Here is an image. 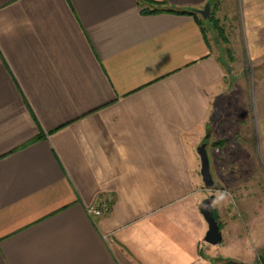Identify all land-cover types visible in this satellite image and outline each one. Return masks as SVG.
<instances>
[{
  "label": "crops",
  "instance_id": "crops-1",
  "mask_svg": "<svg viewBox=\"0 0 264 264\" xmlns=\"http://www.w3.org/2000/svg\"><path fill=\"white\" fill-rule=\"evenodd\" d=\"M143 6L0 0V264H261L264 235L225 197L222 240L205 241L198 147L206 135L221 192L241 187L243 160L264 172V0H236L231 58L199 11Z\"/></svg>",
  "mask_w": 264,
  "mask_h": 264
},
{
  "label": "rangeland",
  "instance_id": "rangeland-1",
  "mask_svg": "<svg viewBox=\"0 0 264 264\" xmlns=\"http://www.w3.org/2000/svg\"><path fill=\"white\" fill-rule=\"evenodd\" d=\"M235 7L236 0H215L211 6L212 13H210V16L213 14L214 18L216 17L215 19L219 22V26L222 27L225 32V36L228 39L227 43L224 42L222 37L218 35L217 31L213 28V25L210 22L204 21V24L208 28V32L212 37V41L214 40L216 42V44H213L216 52L218 53L220 51L223 55L230 58L234 56L236 45L231 43L232 34H237V40H239L242 36L241 20L239 14L236 13ZM199 17L202 20L205 19L201 14H199ZM241 49L242 48H240L239 51H241ZM231 125L234 126L235 124L231 123ZM250 151V146H243L241 153L244 155V159L246 156L250 155ZM241 163L243 176L241 178L237 177V179L241 181V187H238L236 190L235 188H232V191L226 190L227 192H221L217 188H212V190L206 191V185L204 183L205 199L211 195H215L216 197H225L226 208L236 210L241 214L243 220L247 222L243 224L244 232L252 229L254 230L253 233L258 232V235H264V172L261 170L262 166L260 165L258 166L259 170H257L254 158L252 160H243ZM217 179L218 178H216V180ZM251 217L253 220L252 222H254L256 220L255 217H257L259 221L258 224H249ZM257 259L260 263H264V251L259 253ZM222 262L223 261L219 259L216 264H221Z\"/></svg>",
  "mask_w": 264,
  "mask_h": 264
},
{
  "label": "water",
  "instance_id": "water-1",
  "mask_svg": "<svg viewBox=\"0 0 264 264\" xmlns=\"http://www.w3.org/2000/svg\"><path fill=\"white\" fill-rule=\"evenodd\" d=\"M198 11L205 19H208L211 13L210 2H208L204 6L203 9H199ZM198 152L201 157V162H202L201 173H202L205 185L207 187L214 188L216 186V183L211 174L210 160H209V156L207 153L206 143H202L198 147ZM215 200H216V196L211 195L210 197L204 199L203 202L200 204V211L203 214L209 226L208 232L206 233V236H205V241L212 245H217L222 240V232L220 229V225L217 219L215 218L214 212H213V205L215 203Z\"/></svg>",
  "mask_w": 264,
  "mask_h": 264
},
{
  "label": "trees",
  "instance_id": "trees-1",
  "mask_svg": "<svg viewBox=\"0 0 264 264\" xmlns=\"http://www.w3.org/2000/svg\"><path fill=\"white\" fill-rule=\"evenodd\" d=\"M214 2H215V0L210 1L211 6ZM153 5H154V2H152L151 0H145V6H143V11L145 13H157V12H161V11H168V12H173V13L191 14V15H194L196 17L198 15L197 9H191V10H179V9H173V8L163 9V8H154ZM211 13H212V9H211ZM215 18H214V15L211 14V16L208 19L202 20L199 18L200 19L199 21L201 24L204 23V21L210 22L213 25V28L217 31L218 35L221 36L222 39L224 40V42L227 43L228 39L225 36V32L223 31L222 27L219 26L220 24ZM204 143H206V138L204 140ZM214 216L217 219V216L215 215V213H214Z\"/></svg>",
  "mask_w": 264,
  "mask_h": 264
},
{
  "label": "built area",
  "instance_id": "built-area-1",
  "mask_svg": "<svg viewBox=\"0 0 264 264\" xmlns=\"http://www.w3.org/2000/svg\"><path fill=\"white\" fill-rule=\"evenodd\" d=\"M110 207V199L100 196L96 203L87 208L88 214L92 217L103 215ZM264 264V263H261Z\"/></svg>",
  "mask_w": 264,
  "mask_h": 264
}]
</instances>
